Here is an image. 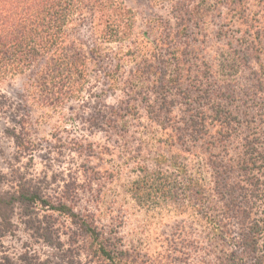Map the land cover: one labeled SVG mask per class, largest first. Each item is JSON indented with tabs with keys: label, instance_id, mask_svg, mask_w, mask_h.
I'll list each match as a JSON object with an SVG mask.
<instances>
[{
	"label": "rangeland",
	"instance_id": "rangeland-1",
	"mask_svg": "<svg viewBox=\"0 0 264 264\" xmlns=\"http://www.w3.org/2000/svg\"><path fill=\"white\" fill-rule=\"evenodd\" d=\"M178 1L183 0H104L101 10L92 4L91 10L83 7L82 14H75L66 25L69 45L88 57L86 67L74 75L79 83L65 78L67 73L52 74L48 88L38 83L36 74L45 65L44 56L29 70L0 81V184L11 189L21 178L30 180L54 202L62 200L95 219L108 247L116 252L115 264H224L217 257L232 251L236 256L226 264H253L254 255L264 254V196L241 199L243 210L228 211L248 214L260 227L257 251L243 253L241 230L222 214L229 195L214 196L213 170H222L226 183L229 178L237 180L240 173L231 163L240 157L244 136L258 126L255 122L248 127L244 119L264 106V4L233 2L249 19L228 27L222 16L229 12L228 3L193 0L195 6L207 2L208 8L205 15L194 17L187 36L182 28L188 21L177 19ZM254 18L260 19L257 33L250 27ZM171 32H180L176 40L184 62L181 88H194L192 100L180 89L165 86L174 70L164 64L171 58ZM229 34L243 37V42ZM258 36L256 43L253 38ZM237 58L240 67L228 68ZM150 63L155 72L141 77L139 70ZM163 88L169 94L163 95ZM210 95L244 120L242 129L233 121L231 137L220 146L218 140L216 147L211 145L213 139H220L216 133L220 127L210 123ZM159 106L161 110L173 106L172 116L178 121L190 108L200 132L206 125L209 133L199 134L198 140L178 141V149L170 147L171 129L166 127L170 122L160 115ZM14 130L20 144L11 136ZM188 147L197 155L185 152ZM170 157L181 168L187 162V171L175 173L196 178L198 187L170 180L174 172L159 165ZM241 182L247 184L243 178ZM201 188L211 191L212 198L192 196ZM173 192L180 197H173ZM48 212L62 233L66 260L108 264L91 256L89 242L82 239L78 246L83 249L76 254L77 246L69 243L76 236V224L59 212L41 210L40 216ZM217 215L224 217L225 224L219 232L211 221ZM13 220V232L0 238V258L61 259L62 250L32 237L18 214Z\"/></svg>",
	"mask_w": 264,
	"mask_h": 264
},
{
	"label": "trees",
	"instance_id": "trees-1",
	"mask_svg": "<svg viewBox=\"0 0 264 264\" xmlns=\"http://www.w3.org/2000/svg\"><path fill=\"white\" fill-rule=\"evenodd\" d=\"M233 2L238 3L239 0H221V5L223 3H228L226 7L229 9V12H225L222 15L225 17L227 21L225 25L228 27L246 23L249 19V17H245V14H243L244 12L240 10L237 5L235 6ZM259 2L264 4V0H259ZM103 3L104 0H0V81L8 75L29 70L37 59L44 56L45 65L36 74L38 83L46 87L50 84L52 74L66 76L65 73L69 76V78L67 76L65 78L69 80L74 79L77 81L76 83H79L80 80L74 78V75H78L83 66L86 67L87 64L85 61L88 57L83 51H75L74 47L72 48V46L69 45L66 25L75 14H82L81 9L83 7L86 8L92 4V6L96 5L95 7L97 10H101ZM177 3L179 4L180 10L177 14V19L188 21V24L186 23L183 28L181 27L184 34L188 36L192 31L193 23L195 24L194 17L205 15L208 3L203 1V6H195L193 0H183ZM88 8L91 10L90 6ZM191 21H193V23ZM253 21L255 24L252 23L250 27L254 29V33H257L259 30L257 29L258 26L256 23H259L260 19L254 18ZM228 27L227 29H229ZM169 35L168 39L173 41V43H171V49L169 50L171 58L164 61V64L165 67H174V70L173 73L170 74L171 77H169L167 80L168 83H166L165 86L180 89V94L192 100L194 99L193 95H196L194 88H181L183 86L181 74L184 69V62L179 56L181 43L177 44L178 41L176 40L180 32H171ZM245 35L251 36L249 32H245ZM229 37L236 42L240 40L243 42V37L237 38L231 34H229ZM168 39L163 37L162 41L170 46ZM258 40L259 36L258 39L256 37L253 38V41L256 43H258ZM188 47L190 48L191 44L188 45ZM238 59L239 58H237L236 61L234 60L228 68H239L240 61ZM190 65L191 64L187 65V70H191ZM147 67L139 70L141 77L145 78L147 75H151L155 72L153 71V63H150ZM175 72L177 74H175ZM211 73L213 72L211 71ZM60 88L61 84L58 89L60 90ZM163 89L164 90L161 91L163 95L169 94L165 88ZM195 89L197 92V87ZM211 91L213 90L211 89ZM60 93H62L61 90ZM209 97L210 102H208L207 106L211 107L212 111L211 114L208 115L211 116V126L220 127L219 130L216 131L220 139H213L212 147L218 146V140L220 141V146L222 145V141L231 137L230 128H232L233 124L231 123L233 121L238 122L240 128L242 127L241 122L244 120L248 127L251 123L252 125H254L255 122L258 124V126H253V129L256 130H253V134L247 133L244 136L240 157L235 158L231 163L232 167H237L236 169L240 173L238 179L230 180L231 178H229L231 182L226 183L222 181L225 179L224 172L218 170V168L213 170L214 196H219L224 199L226 195H229V201L222 204L224 210L222 209L223 213H221L224 217L227 216L229 218L228 223L237 225L239 230H241V251L243 253H253L257 251L259 244V225L255 220L251 219L248 214L238 212L235 215L231 214V216L228 211H232L234 207H238V211L243 210L242 208L240 209V204L242 203L241 199H246L247 197L261 199L262 195L264 196V106L261 108V112L258 113V110H255V113H251L252 115H250L249 118L240 121L237 118V114L229 110L225 104L217 102L211 95ZM161 99L163 101L167 100V98L163 96ZM165 108L166 109L161 110V107H158V109L161 110L160 115L163 116L164 120H169L170 122L169 126H166L171 129L169 133L170 147L178 149V141L198 140L202 138V136H198L199 134L202 133L203 135L209 133V130L205 127L206 125L203 126V131L200 132L201 129L198 128L195 123L196 119L191 116L192 112L190 108L185 115L180 117L181 119L179 121L181 123L172 116L173 106H166ZM126 109H133V107L127 106ZM158 123L162 128L165 130L167 129L162 125L163 120H159ZM117 127L118 126H116V128ZM15 133L16 131L14 130L11 136L15 139L17 144H20V139ZM31 145L33 146V144ZM185 149V152L188 154L197 155L196 152L191 151V147ZM173 159H175V157L167 158L165 162L157 160L158 163H161L159 165H164V167H168L174 172V174H170L173 175L170 180H174V182L180 180V183L183 185H196L198 187L199 182H197L196 178H188L182 173H175L178 169L179 171H182V169L187 171L189 168L187 162L183 163L184 165L181 168L177 162H172ZM229 160L231 161V158ZM176 166L178 168H175ZM144 169V171H147V168L144 167ZM261 170L263 174H258ZM162 172H164V169ZM165 172H167V170H165ZM242 178L247 182L246 185L242 184ZM21 179L22 180L17 184L11 185V189H4L0 184V238L13 232V229H15L13 219L15 214H18L20 221L24 224V227L30 232L32 237L62 250L61 259L45 260L26 255L20 257L19 260L2 257L0 258V264H72L70 259L66 260L68 256L63 247L64 242L62 240V233L56 226L53 214L48 212L40 216L41 210L65 214L71 223L76 224L78 230L73 232L76 236L73 238L70 237L69 239V243L77 246L78 251L76 249V254H79L81 252L80 249H83L81 246H78L82 239L81 241L85 240V242H89V248H91L89 253L91 256L102 259L108 264H115L112 255L116 252L108 247V238L102 236L101 232L98 230L95 219L87 214L75 211L62 200L57 203L54 202L49 196L40 192L37 187H34L30 180ZM227 186L230 188L229 192L226 189ZM234 190H239L241 193L235 194ZM171 195L173 197L175 196V198L180 197L178 192H173ZM212 195L211 191L208 193L207 190L203 191V188H201V191H195L192 196L197 198L200 196L201 199L209 200L212 198ZM220 215L211 218L214 227L218 230L217 232H219L218 228H220V226L225 225L223 223L224 217L222 218ZM236 253L235 251H232L230 254L224 253L221 258L217 257V260L219 262L224 259V264H226V261L235 258ZM253 258H255L253 264H264V254L261 256L254 255Z\"/></svg>",
	"mask_w": 264,
	"mask_h": 264
}]
</instances>
